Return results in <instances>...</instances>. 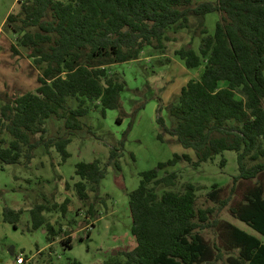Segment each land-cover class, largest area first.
Instances as JSON below:
<instances>
[{
  "label": "trees",
  "instance_id": "1",
  "mask_svg": "<svg viewBox=\"0 0 264 264\" xmlns=\"http://www.w3.org/2000/svg\"><path fill=\"white\" fill-rule=\"evenodd\" d=\"M213 12L219 20L209 35L203 19ZM190 16L201 19L198 52L184 46L174 55L185 68L203 66V71L166 107L169 126L161 117L157 123L191 150L195 160L174 154L139 174L138 187L128 196L135 247L122 254V260L110 256L103 264H264V0H25L6 17L16 35L11 51L26 50L40 74L35 92L4 94L0 171L29 164L41 147L54 149L65 161L66 148L82 131L90 104L102 116L120 109L127 85L110 68L139 60L146 49L163 55L166 44L174 41L172 35L188 29ZM53 119L62 122L64 133L46 139V124ZM157 138L163 140L161 135ZM224 151L237 154L238 175L231 184L251 183L229 213L254 235L228 222L209 221L213 210L196 208L191 183H184L181 191L172 190L179 175L168 172V167L184 161L195 168ZM118 156L112 149L106 164L94 160L75 165L78 201L87 200L89 191L98 198L108 166L119 170ZM224 164L222 159L220 166ZM219 192L214 184L207 196L216 201ZM68 203L64 199L59 206L62 213ZM45 210L49 209L44 205L30 210L32 229L43 228L51 244L58 231L45 223ZM20 214L21 210L3 208L2 221L16 229ZM208 228L215 229L219 245L202 236L200 230ZM60 243L72 248L68 234ZM68 264L81 263L73 259Z\"/></svg>",
  "mask_w": 264,
  "mask_h": 264
},
{
  "label": "rangeland",
  "instance_id": "2",
  "mask_svg": "<svg viewBox=\"0 0 264 264\" xmlns=\"http://www.w3.org/2000/svg\"><path fill=\"white\" fill-rule=\"evenodd\" d=\"M24 1L0 0V106L5 99L4 94L18 96L35 92L39 86L37 77L40 72L28 58V52L20 47H16L18 54L11 51V46L16 44V35L6 25V17L15 13L19 3ZM218 20L217 12L205 15L203 24L209 35L214 33ZM200 23V18L190 16L188 29L172 35L174 41L166 44L163 55L146 49L139 60L110 68L111 72L121 75L127 85L120 96V109L108 110L102 116L100 109L90 104L92 110L83 119L82 131L72 138L66 148L69 156L65 161L54 149L45 151L41 147L29 164L21 162L5 166L0 171V264L10 263L12 250L15 251L13 260L20 252L27 255H23L25 264H68L73 259L81 264H103L110 256L121 259L122 254L135 247L130 232L128 196L138 187L139 174L167 162L174 154L190 153L195 160L191 150L181 147L175 138L163 131L157 118L161 117L169 126L166 107L178 97L185 82L197 79L203 71V66L185 68L174 55L175 50L184 46L198 52ZM143 102V109H138ZM158 107L161 108L159 112ZM63 130L62 122L49 120L44 136L46 139L57 137L64 133ZM158 135L163 140L158 139ZM112 149H117L119 170L108 166L99 183L98 198L89 191L87 200L78 201L73 188L78 181L74 173L75 165L94 160L106 164ZM222 159L225 164L221 167ZM166 170L176 171L179 175L178 183L172 190L181 191L186 182L195 186L196 208L213 210L209 221L228 222L255 234L229 213V207L240 201L247 185L251 184H231L233 177L238 175L237 154L234 151H224L212 161L195 168L181 161ZM214 184L220 189L216 201L207 196ZM64 199H68L69 203L65 213H62L59 206ZM224 202L227 205L222 207ZM36 205L49 209L42 213L44 221L58 231L51 244L46 241L43 228L32 229L30 210ZM3 208L21 210L16 229L2 221ZM200 232L206 241L219 245L214 228ZM65 233L71 238V249L60 243Z\"/></svg>",
  "mask_w": 264,
  "mask_h": 264
},
{
  "label": "crops",
  "instance_id": "3",
  "mask_svg": "<svg viewBox=\"0 0 264 264\" xmlns=\"http://www.w3.org/2000/svg\"><path fill=\"white\" fill-rule=\"evenodd\" d=\"M180 67H181V66H180ZM185 84H186V82H185ZM185 84H184V85H185ZM184 85H183V86H184ZM181 87H182V86H181ZM180 89H181V88H180ZM164 93H166V94H167V91H166V90H164ZM179 93H180V91H179ZM179 93H178V94H179ZM167 95H168V94H167ZM182 154H188L189 156L191 155L190 153H182ZM182 154H180V155H182ZM190 157H191V156H190ZM191 158H192V157H191ZM44 233H45V231H44ZM11 252H12V254H10V255H11L12 257H11V261H10V263H9V264H15V260H13V259H12V258H13V256H14V254H15V251H14V250H12ZM20 255H26V254H23V253H21V252H20ZM26 256H27V255H26Z\"/></svg>",
  "mask_w": 264,
  "mask_h": 264
},
{
  "label": "built area",
  "instance_id": "4",
  "mask_svg": "<svg viewBox=\"0 0 264 264\" xmlns=\"http://www.w3.org/2000/svg\"><path fill=\"white\" fill-rule=\"evenodd\" d=\"M15 264H25V259L23 255H19L16 259H15Z\"/></svg>",
  "mask_w": 264,
  "mask_h": 264
},
{
  "label": "water",
  "instance_id": "5",
  "mask_svg": "<svg viewBox=\"0 0 264 264\" xmlns=\"http://www.w3.org/2000/svg\"><path fill=\"white\" fill-rule=\"evenodd\" d=\"M10 254H12V252H10ZM115 253H113V255H114Z\"/></svg>",
  "mask_w": 264,
  "mask_h": 264
}]
</instances>
